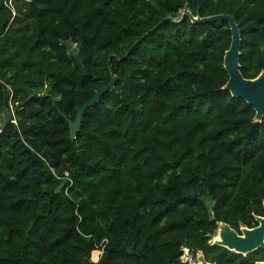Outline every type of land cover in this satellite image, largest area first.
<instances>
[{
	"label": "trees",
	"instance_id": "16d2710c",
	"mask_svg": "<svg viewBox=\"0 0 264 264\" xmlns=\"http://www.w3.org/2000/svg\"><path fill=\"white\" fill-rule=\"evenodd\" d=\"M185 12L264 72V0H0V264L264 263L210 237L264 217V119L223 90L229 23Z\"/></svg>",
	"mask_w": 264,
	"mask_h": 264
},
{
	"label": "water",
	"instance_id": "95a60500",
	"mask_svg": "<svg viewBox=\"0 0 264 264\" xmlns=\"http://www.w3.org/2000/svg\"><path fill=\"white\" fill-rule=\"evenodd\" d=\"M188 16L193 23L207 24L219 21H226L230 25L232 33V42L229 50L225 54L224 67L229 75V80L223 90L228 91L235 98L243 99L249 106L256 112L255 121L262 122L264 119V72H262L256 79L249 80L244 78L241 73L240 58L241 53V33L239 25L235 18L230 15H217L208 18L194 17L191 12H185L182 16L184 19ZM74 59L80 67L83 68L84 76L87 72L84 69V59L82 53L74 55ZM116 83V78L113 77L112 81L100 89L88 102H86L76 115L75 121L68 120L70 129V139L75 140L77 134L81 130L82 120L85 113L99 101L108 91H110ZM258 226L250 229L247 227L241 228L242 235H239L228 224H218V236L220 240L214 236H210L213 245L221 246L231 252L240 255H248L259 249H264V217H256ZM196 264H210L206 261L203 253L198 254V262ZM264 264V263H259Z\"/></svg>",
	"mask_w": 264,
	"mask_h": 264
},
{
	"label": "built area",
	"instance_id": "2783aa9c",
	"mask_svg": "<svg viewBox=\"0 0 264 264\" xmlns=\"http://www.w3.org/2000/svg\"><path fill=\"white\" fill-rule=\"evenodd\" d=\"M11 113H12V119H11V122L14 123V124H17V121H16V117H15V114H14V111L13 109L11 110ZM4 117H2V115L0 114V131L1 129L4 127L5 125V121H4ZM99 256L98 258H101V256L103 255V250H97ZM198 256V255H197ZM197 257H195L191 252L190 250L187 248V247H183V255L181 256V262L182 264H196L197 262L195 261Z\"/></svg>",
	"mask_w": 264,
	"mask_h": 264
},
{
	"label": "rangeland",
	"instance_id": "374dc122",
	"mask_svg": "<svg viewBox=\"0 0 264 264\" xmlns=\"http://www.w3.org/2000/svg\"><path fill=\"white\" fill-rule=\"evenodd\" d=\"M72 51H73L75 54L78 53V48H77L76 45H74V46L72 47ZM1 115H2V117L5 118L4 121H6L8 113H7V114H6V113H3V114L1 113ZM216 236H218V231H217V235H216ZM213 241H214V240H213ZM97 253H98V252H97ZM98 256H99V254H92L91 260H92L93 262L97 261ZM195 261L198 262V256H197V258H196Z\"/></svg>",
	"mask_w": 264,
	"mask_h": 264
},
{
	"label": "flooded vegetation",
	"instance_id": "af4514ba",
	"mask_svg": "<svg viewBox=\"0 0 264 264\" xmlns=\"http://www.w3.org/2000/svg\"><path fill=\"white\" fill-rule=\"evenodd\" d=\"M257 217H259V216H257ZM258 223V222H257ZM257 227V226H256ZM255 227V228H256ZM233 229V228H232ZM253 229V228H252ZM234 230V229H233ZM239 235H242V233H241V231H237V230H235ZM217 235V234H216ZM216 237V236H215ZM212 243H213V241H212ZM244 256V255H243ZM247 256V255H246Z\"/></svg>",
	"mask_w": 264,
	"mask_h": 264
},
{
	"label": "crops",
	"instance_id": "0c3cea01",
	"mask_svg": "<svg viewBox=\"0 0 264 264\" xmlns=\"http://www.w3.org/2000/svg\"><path fill=\"white\" fill-rule=\"evenodd\" d=\"M95 252H97V251H95ZM95 252H93V254H94ZM99 260H100V258H98L97 261H95V262H98Z\"/></svg>",
	"mask_w": 264,
	"mask_h": 264
},
{
	"label": "bare ground",
	"instance_id": "6f19581e",
	"mask_svg": "<svg viewBox=\"0 0 264 264\" xmlns=\"http://www.w3.org/2000/svg\"><path fill=\"white\" fill-rule=\"evenodd\" d=\"M216 239L220 240V237L219 236H216Z\"/></svg>",
	"mask_w": 264,
	"mask_h": 264
},
{
	"label": "clouds",
	"instance_id": "9594fccd",
	"mask_svg": "<svg viewBox=\"0 0 264 264\" xmlns=\"http://www.w3.org/2000/svg\"><path fill=\"white\" fill-rule=\"evenodd\" d=\"M95 252V251H94ZM93 254V253H92ZM101 259V258H100Z\"/></svg>",
	"mask_w": 264,
	"mask_h": 264
}]
</instances>
